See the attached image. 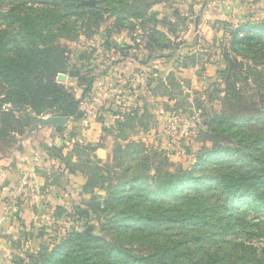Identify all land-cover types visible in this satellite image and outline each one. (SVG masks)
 Instances as JSON below:
<instances>
[{
  "label": "rangeland",
  "instance_id": "obj_1",
  "mask_svg": "<svg viewBox=\"0 0 264 264\" xmlns=\"http://www.w3.org/2000/svg\"><path fill=\"white\" fill-rule=\"evenodd\" d=\"M66 1L72 7L55 15L54 24L67 21L68 29L50 27L49 32L41 25L42 38L54 36L49 46L55 43L54 53L65 68L56 79L66 74L84 84L118 63L120 53H130L121 48L123 38L132 41L130 49L155 48L160 45L159 32L174 31L166 18L187 14L188 6L196 4L194 0ZM195 1L199 8L191 13L208 15V4L217 0ZM14 3L0 0V13ZM12 21V14L0 15V32ZM257 24L263 25L243 24L225 33L205 29L201 42L215 52L209 56L220 71L219 79L206 88L202 109L195 113L207 124L197 128L199 145L190 140L186 152H170L150 143H122L117 173L103 175L104 191L78 195L71 213H48L40 234L55 238V245L26 248L29 264H135L128 254L148 256L160 264H200L206 259L204 264H264L260 199L264 197V22ZM201 30L197 27V36ZM120 35L126 36L118 41ZM35 108L34 103L16 101L0 78V166L16 164L27 153L30 139L53 140L46 125L36 127L33 120L58 116V108L68 116L73 104L50 97L40 112ZM79 108L82 111L80 102ZM231 173L255 181L252 191L229 198L208 181L196 188L184 181L190 176L204 180L210 174L224 180ZM171 178L173 182H168ZM100 184L96 181L93 186ZM185 192L191 195L186 197ZM166 211L184 214L172 220Z\"/></svg>",
  "mask_w": 264,
  "mask_h": 264
},
{
  "label": "crops",
  "instance_id": "obj_2",
  "mask_svg": "<svg viewBox=\"0 0 264 264\" xmlns=\"http://www.w3.org/2000/svg\"><path fill=\"white\" fill-rule=\"evenodd\" d=\"M194 3L187 14L166 18L174 31L159 32L155 48L130 49L132 41L120 35L121 48L130 53H120L118 63L97 73L85 96L77 77H58L80 100L82 114L66 117L64 127L43 124L53 140L30 139L16 164L0 166V264H29L26 248L53 247L56 239L40 234L42 221L48 213H71L82 193L104 191L103 175L117 173L122 143H150L170 152L199 145L200 122L194 127L190 116L202 109L206 88L220 71L209 56L215 52L201 42L205 29L225 33L264 22V0H217L208 4V15L191 13L199 8ZM197 27H203L199 36ZM174 122L176 131L169 128ZM26 171L29 181L18 190ZM96 181L100 186H93Z\"/></svg>",
  "mask_w": 264,
  "mask_h": 264
},
{
  "label": "trees",
  "instance_id": "obj_3",
  "mask_svg": "<svg viewBox=\"0 0 264 264\" xmlns=\"http://www.w3.org/2000/svg\"><path fill=\"white\" fill-rule=\"evenodd\" d=\"M25 1L32 2V6L27 7ZM61 6L64 8L60 9ZM68 7H72V5L68 4L66 0H16L8 12L0 13L3 17L12 14L13 21L11 23L12 25L17 24L16 29L11 28V25L0 32V78L7 85L11 96L16 101L29 106L34 103L36 112H40L41 106L48 103L49 98L52 97L57 102L65 101L73 104V110L68 116L66 112L63 110L60 112V108H58L60 116L77 117L82 114L79 108L80 100L74 97L70 89L63 88L57 81V75L66 71L61 64V59L54 53L55 43H51L49 46V42L54 40V36H51L50 40L47 37L43 40L44 35L41 28V25H44L48 27L49 32L52 31L50 27H55V31L68 29L67 21L60 20L59 23L55 22L54 24V16L66 13ZM256 25L263 24H248V27L254 28ZM93 78L86 84L78 78L79 87L84 89L83 96L91 91ZM37 105L40 106L37 107ZM200 124L205 125L206 123L200 122ZM172 180L171 178L168 182ZM250 180L249 176L237 177L236 173H231L224 180L210 174L206 175L204 180L190 176L184 181L190 182V188H196L197 184L208 181L217 188L219 193H229V198H232L237 193L252 191V186L256 182ZM182 194L186 197L191 195L186 192ZM260 199L264 204V197ZM165 213H170L172 220L182 219L184 214L179 211H166ZM164 217L166 218L167 215ZM58 246L60 245L57 244L56 247ZM54 249L52 251L55 252ZM126 254L128 253L126 252ZM128 256L135 264H160L153 262L148 256L138 257L131 254ZM207 260L202 261L203 264ZM208 264H215V262Z\"/></svg>",
  "mask_w": 264,
  "mask_h": 264
},
{
  "label": "water",
  "instance_id": "obj_4",
  "mask_svg": "<svg viewBox=\"0 0 264 264\" xmlns=\"http://www.w3.org/2000/svg\"><path fill=\"white\" fill-rule=\"evenodd\" d=\"M66 121H67L66 117L60 116V115H58V116H51V117H49L47 119H44V118H41V117H37V118H35L33 120L35 126L37 125V123H40V124L57 125L59 127H64L66 125ZM206 137H204V138H206Z\"/></svg>",
  "mask_w": 264,
  "mask_h": 264
},
{
  "label": "built area",
  "instance_id": "obj_5",
  "mask_svg": "<svg viewBox=\"0 0 264 264\" xmlns=\"http://www.w3.org/2000/svg\"><path fill=\"white\" fill-rule=\"evenodd\" d=\"M190 121H191V123H192V125H193L194 127H196L197 124H199L198 116H196L195 114H193V115L190 116ZM169 128H170L171 130L176 131L177 128H178V127H177V123H176V122L172 123V124L169 126ZM29 176H30V175H29V172H28V171L23 172V174H22V176H21V179H20V184H19V186H18V188H19L18 190H22L23 187H24V185L28 183V181H29Z\"/></svg>",
  "mask_w": 264,
  "mask_h": 264
}]
</instances>
